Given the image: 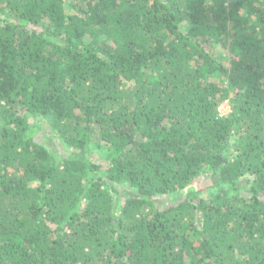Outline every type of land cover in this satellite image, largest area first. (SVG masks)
<instances>
[{"label": "trees", "instance_id": "obj_1", "mask_svg": "<svg viewBox=\"0 0 264 264\" xmlns=\"http://www.w3.org/2000/svg\"><path fill=\"white\" fill-rule=\"evenodd\" d=\"M0 264H264V0H0Z\"/></svg>", "mask_w": 264, "mask_h": 264}, {"label": "rangeland", "instance_id": "obj_2", "mask_svg": "<svg viewBox=\"0 0 264 264\" xmlns=\"http://www.w3.org/2000/svg\"><path fill=\"white\" fill-rule=\"evenodd\" d=\"M66 2H69V0H66ZM224 55H225V51L218 50L217 56L219 58L223 57ZM218 111H219V115L222 117H224L226 114H228V112H229L228 101H226V100L222 101L219 108H218ZM31 123L37 127H40L39 130H35L33 133V139L36 142L44 144L50 150V152L53 155H56L57 157H60L61 155L65 154V151L62 150L61 146L59 145V143L56 139H52V138L47 139L48 136L50 137V130L41 118H35L34 120L31 121ZM232 156H234V151L229 150L228 157L231 158ZM200 178H201V180L196 185V187L201 190L202 196L205 197L206 199H208L210 194L213 192L214 188H208L209 186H207V185L209 183L215 182L216 178H215V176H213L209 172L202 174V176ZM200 186H202V188H200ZM206 188H208V189H206ZM115 193L118 196L124 195V191L121 189L116 190ZM179 197H180V195H178V194L174 195L172 200H177ZM169 200H170V198L158 200V204H161V206H162V205L166 204L167 201H169Z\"/></svg>", "mask_w": 264, "mask_h": 264}]
</instances>
